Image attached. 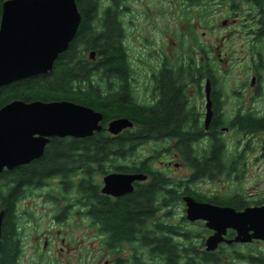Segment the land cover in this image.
I'll list each match as a JSON object with an SVG mask.
<instances>
[{
    "label": "flooded vegetation",
    "instance_id": "1",
    "mask_svg": "<svg viewBox=\"0 0 264 264\" xmlns=\"http://www.w3.org/2000/svg\"><path fill=\"white\" fill-rule=\"evenodd\" d=\"M129 1L131 0L127 2ZM180 1L188 10L194 7L202 8L203 11L206 3H222L229 8V16L221 22L220 26L223 27L214 43L205 44L200 37L197 40L191 37L192 32L188 26L192 27L195 22L191 24V18L186 13V32L182 31L181 37L175 36L176 42L172 30L167 29L159 49H154L147 57L141 53L137 69L132 66L130 70L122 72L120 92L123 106L135 107L139 113L133 119L121 118L131 121L133 127L123 130L119 135H113L108 128L109 123L115 119L105 122L104 117L101 131L105 129L106 133L101 135L96 132L87 138H113L123 142L132 137L140 143L135 147L133 157L127 160L120 156L114 158L117 153L109 152L108 156L104 153V156L95 158L96 153L92 150L84 153L72 152L74 167L70 173H74L64 175L56 166L42 164L48 156H60L61 151L57 148L63 139L77 138L55 136L49 138L40 158L12 170L5 168L0 173V176L21 172L30 174L27 182L20 184V194L23 196L21 202L38 198L45 204L55 206L51 222L57 223V226H66L71 221L69 217L72 216L74 208L79 209L78 204H81L78 213L87 223L85 237L73 243L67 226L65 232L58 230L32 234L29 237V246L36 252L40 251L41 246L45 252L49 251L56 239H61L62 253L65 250H76L74 245L77 244L89 254L94 250V244H97L103 254L112 256V264H164L157 257L158 251L166 249L157 243V223L161 221L165 225L177 226L168 221L172 219L179 205L184 206L182 221H188L185 197H191L200 203L232 207L238 212L264 206V187L260 186V181L249 188L242 186L254 167L258 172L264 168V0H212L202 1L200 5H191L186 0ZM127 8L130 7H126L125 2L120 13L124 47L128 58L132 60L126 46L129 39L123 19ZM144 41L146 43L142 46L145 51L152 46V42L149 38ZM164 116L166 119H163ZM167 124L177 125L178 128H170L163 135L158 134L157 127ZM146 125L152 128L151 133L144 129L148 127ZM133 128H136L137 134L125 133ZM143 142L145 144L142 145ZM86 153L87 168H81L78 158ZM109 155L114 159H109ZM217 155L218 160H215ZM164 156L168 157L167 163L157 160ZM132 159L135 161L125 163ZM172 167L176 171H182L181 176H175L178 173ZM113 174L141 175L144 178L133 181L132 191L129 193L119 195L115 193L116 189H113L114 193L104 192L105 179ZM222 177L236 184L231 196L223 197L216 189L210 192L203 190L204 181L206 184H216ZM1 181L4 182L3 179ZM4 183L9 197V180ZM1 186L3 187V183ZM126 199L153 208L150 210V213L154 212L153 215H148L144 220L150 228L149 234L138 228L131 238L125 239L123 234L112 227L108 220L110 207L122 206ZM100 206L105 207L103 224L97 220V208ZM158 206L166 209H160L158 214ZM2 211L4 231L6 226L9 227V216H6L4 208H0V212ZM29 216L31 223L34 218ZM12 218L15 221L18 250L22 252L17 260L20 264L24 241L28 238L27 229L19 209ZM192 223L199 224L203 229L196 238L190 232L181 230L182 226H177L180 230L171 238L181 247L182 252L199 255L193 264H206L201 257L205 253L217 254L218 259L222 260L221 253L226 250L264 243L223 242L216 251H207L206 241L214 232L206 226L205 221ZM235 236L234 230H228L225 238L232 240ZM147 237L148 240L143 241ZM197 238L200 240L196 243L194 240ZM125 253L130 256L124 257ZM89 260L87 256L80 260V264H89ZM189 263L186 256L179 262ZM105 264L111 262L106 260Z\"/></svg>",
    "mask_w": 264,
    "mask_h": 264
},
{
    "label": "trees",
    "instance_id": "2",
    "mask_svg": "<svg viewBox=\"0 0 264 264\" xmlns=\"http://www.w3.org/2000/svg\"><path fill=\"white\" fill-rule=\"evenodd\" d=\"M0 0V17L2 3ZM128 0H111L108 7L103 8L101 0H76L79 12L82 15V23L78 34L71 43L69 50L62 54L55 63L54 71L47 75H41L29 78L20 82H15L9 86L0 88V109L14 100H23L25 102H54L70 101L90 107L101 112L105 117V122L121 117L133 119L139 111L135 107H124L120 92L121 74L132 68V63L128 58L126 48L124 47V30L121 20V6ZM191 5H200L202 1L212 0H186ZM258 2L261 0H257ZM207 12V10H206ZM195 21V20H194ZM193 21V22H194ZM191 23V20H190ZM195 40L199 38L195 33L192 36ZM96 52V59L91 60L90 53ZM167 116V111L165 112ZM166 116L163 119H166ZM144 129L152 131L150 125ZM170 128L177 130V125H162L157 127L158 134H166ZM104 129L96 134H105ZM125 133L134 135L138 132L133 128ZM140 144L132 137L122 142L120 139H63L58 158H48L42 166H56L64 175H71L72 152H89L90 150L98 156L107 155L109 152L117 153L114 158L124 157L129 159L133 157L135 147ZM145 144L144 142L142 145ZM192 144V142H191ZM92 145V147H91ZM108 156V155H107ZM112 155H109V159ZM88 154L78 158L79 166L87 168L86 161ZM215 160H218V155ZM79 170V169H78ZM30 174L21 172L18 174H5L0 176V208L5 209L6 216H9V227L2 231L0 264H19L17 261L22 252L18 250L17 236L14 227V218H12L19 208L23 196L20 194L22 183H26ZM43 178V176H40ZM9 180V197L6 192V183ZM5 184V185H4ZM11 185H14L11 188ZM3 202V203H2ZM3 205H2V204ZM78 213L81 204L79 203ZM153 208L142 204H135L126 199L122 206L110 207L108 220L112 227L125 239H129L134 231L141 230L149 234V226L144 221L148 215H153L150 210ZM165 207L158 206L157 213ZM99 216L97 220L103 224L102 217L105 216V207L97 208ZM101 224V225H102ZM178 227L176 225H165L158 221L157 223V243L166 249L157 252V257L162 259L164 264H179L186 256L189 264H193L199 255L191 252H182L181 247L172 240ZM148 240L147 238H143ZM223 253V252H222ZM233 253V254H232ZM230 253L234 260H242L244 264H264V253L257 251L243 254L238 250ZM206 264H216L222 262L217 254L205 253L201 256ZM159 262V263H160Z\"/></svg>",
    "mask_w": 264,
    "mask_h": 264
},
{
    "label": "water",
    "instance_id": "3",
    "mask_svg": "<svg viewBox=\"0 0 264 264\" xmlns=\"http://www.w3.org/2000/svg\"><path fill=\"white\" fill-rule=\"evenodd\" d=\"M82 15L76 0H7L0 22V88L54 71L59 57L76 38ZM95 60L96 52L90 53ZM104 115L90 107L70 101L25 102L14 100L0 109V173L40 158L50 137L84 139L103 129ZM126 118L109 123V132L119 135L132 128ZM141 175H110L104 192L132 191ZM119 189V190H118ZM119 193H118V192ZM186 218L205 221L214 232L207 251H216L223 242L250 244L264 242V206L238 212L232 207L200 203L184 198ZM4 211L0 212V250ZM234 230L232 240L225 237Z\"/></svg>",
    "mask_w": 264,
    "mask_h": 264
},
{
    "label": "rangeland",
    "instance_id": "4",
    "mask_svg": "<svg viewBox=\"0 0 264 264\" xmlns=\"http://www.w3.org/2000/svg\"><path fill=\"white\" fill-rule=\"evenodd\" d=\"M110 1L111 0H101L103 8L108 7ZM126 7H130L129 9L127 8L128 10H125L127 12L123 14V19L126 23L125 26L127 27L126 33L129 39L126 42V46L130 50L132 59L130 61L133 69H137V66H139L138 58L141 56V53L144 57H147L154 49L157 50L161 47L167 29H169V31L172 30L174 42L177 41L175 36L181 37L182 31L186 32L185 23L187 14H189L191 18V24L195 20L192 27L188 26V29L190 32L199 36L205 44L214 43L215 39L220 35V28L223 27L220 26L221 22L229 16V8L222 3H206L203 7L204 11L202 8L199 9L194 7L188 10L181 4L180 0H131L126 2ZM206 9L208 10L207 12ZM199 12L202 13L198 16L197 14ZM145 38L151 40L152 46L147 47L144 51L142 45L146 43L144 41ZM157 160L167 163L168 157H158ZM134 161L135 160L132 159L125 163H132ZM172 168L178 173L175 174V176H181L180 174L182 171H176L174 167ZM258 181H260V186L264 187V168L261 172H258V169L254 167L252 172L248 174L246 181L242 183V186L249 188L254 186ZM235 187L236 184L226 177H222L216 184H206L205 181L202 183V188L205 192L216 189L223 197L231 196ZM54 207L55 206L52 207L49 204H45L43 200L38 198H30L19 204V214L23 216V223L27 229L26 237H28L24 241L23 257L20 264H80V260L87 258V256L90 258L89 264H105L106 260L112 264V256L103 254L97 244H94V250L89 254L86 253L87 251H85V249L81 250L82 246H78L77 244L74 245L76 246V250L70 252L65 250V252L62 253L60 251L62 247L61 239H56L54 245L47 252L44 251L42 246L38 252L33 250L31 246H29V237L32 234H45L46 232L58 230L65 232L67 231V227H69V234L73 243L83 239L86 235L87 223L82 220L80 216L75 214L78 207L76 209L74 208L72 211L73 214L69 217L71 221L66 224L67 227L57 226V223L53 224L51 222ZM25 212L28 213L26 214ZM183 213L184 206L179 205L175 209L172 219L168 222H173L177 224V226H182L183 228L181 230L190 232L193 234L194 238H196V235L203 231L202 227L190 221H182ZM29 215L34 218V220H31V223L29 222L30 220H28L30 217ZM199 240L200 239L197 238L194 241L197 243ZM97 243L99 244V242ZM236 250L239 252L241 251L243 254H248L250 252L256 253L257 251H262L264 253V243L239 246L236 249L232 248L231 250H226L221 253V264H244L242 260H234L229 256L230 253ZM123 256L129 257L130 254L125 253Z\"/></svg>",
    "mask_w": 264,
    "mask_h": 264
},
{
    "label": "bare ground",
    "instance_id": "5",
    "mask_svg": "<svg viewBox=\"0 0 264 264\" xmlns=\"http://www.w3.org/2000/svg\"><path fill=\"white\" fill-rule=\"evenodd\" d=\"M45 150V149H44Z\"/></svg>",
    "mask_w": 264,
    "mask_h": 264
}]
</instances>
